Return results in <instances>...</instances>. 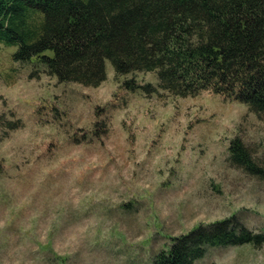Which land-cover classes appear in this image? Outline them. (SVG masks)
Returning <instances> with one entry per match:
<instances>
[{
    "label": "rangeland",
    "instance_id": "1",
    "mask_svg": "<svg viewBox=\"0 0 264 264\" xmlns=\"http://www.w3.org/2000/svg\"><path fill=\"white\" fill-rule=\"evenodd\" d=\"M0 43V264H155L171 239L235 217L264 235V180L227 162L238 137L258 164L264 116L202 91L147 98L126 80L59 83ZM97 123V127L95 126ZM193 264H264V243L215 246Z\"/></svg>",
    "mask_w": 264,
    "mask_h": 264
},
{
    "label": "trees",
    "instance_id": "2",
    "mask_svg": "<svg viewBox=\"0 0 264 264\" xmlns=\"http://www.w3.org/2000/svg\"><path fill=\"white\" fill-rule=\"evenodd\" d=\"M0 43L15 47L12 60L30 67V79L96 88L109 61L115 78L155 74L156 86L126 80L130 92L207 91L264 116V0H0ZM227 162L264 180V158L258 164L238 137ZM263 243L261 232L229 217L172 238L155 264H193L209 247Z\"/></svg>",
    "mask_w": 264,
    "mask_h": 264
}]
</instances>
